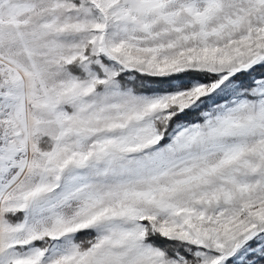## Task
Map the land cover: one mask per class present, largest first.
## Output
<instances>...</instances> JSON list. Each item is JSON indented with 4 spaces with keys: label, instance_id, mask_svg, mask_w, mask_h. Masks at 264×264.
Returning <instances> with one entry per match:
<instances>
[{
    "label": "snow or ice",
    "instance_id": "1",
    "mask_svg": "<svg viewBox=\"0 0 264 264\" xmlns=\"http://www.w3.org/2000/svg\"><path fill=\"white\" fill-rule=\"evenodd\" d=\"M0 264H264V0H0Z\"/></svg>",
    "mask_w": 264,
    "mask_h": 264
}]
</instances>
